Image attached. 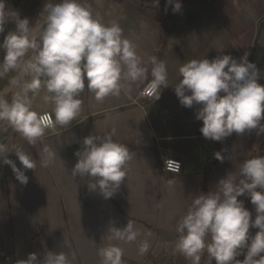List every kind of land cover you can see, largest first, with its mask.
I'll return each mask as SVG.
<instances>
[{
    "label": "crops",
    "instance_id": "0c3cea01",
    "mask_svg": "<svg viewBox=\"0 0 264 264\" xmlns=\"http://www.w3.org/2000/svg\"><path fill=\"white\" fill-rule=\"evenodd\" d=\"M79 2L103 23L119 22L123 36L136 45L137 54L149 67V81V58L164 61L168 88L155 102L140 94L144 84L133 86L131 94L122 92L102 101L85 90L76 120L46 131L35 144L8 126L0 142L5 149L0 152V248L8 251L13 264L26 260L30 253H36L40 261L47 251L67 253L71 264H101L98 250L110 245L123 250L122 264H191L175 250L177 222L193 196L214 191L217 182L238 169L239 163L260 155L264 134L253 130L233 133L222 142L203 139L202 123L194 117L199 106L183 108L174 93L180 79L178 68L192 59L212 60L218 55L239 60L247 52L248 61L260 71L258 83L264 85V0H179L182 8L176 14L171 5L165 13V0H159L158 7L153 0ZM0 53L2 58L3 50ZM43 95V90L30 92L29 103L36 111L51 112ZM113 128V140L126 144L132 159L125 166V180L106 200L98 189L88 190L90 178H73L71 170L83 138L107 135ZM46 145L58 153L47 167L42 165ZM18 149L36 161L34 169H23L15 156ZM221 150L223 163L213 156ZM6 157L24 171L26 185L4 164ZM165 159L180 161L181 173L164 172ZM169 180L174 182L171 186ZM238 199L254 219L249 199ZM128 221L140 229L135 242L109 239V226L123 228ZM249 231L254 235L258 229ZM145 239L150 247L140 255L138 248ZM206 255L202 253L200 263Z\"/></svg>",
    "mask_w": 264,
    "mask_h": 264
},
{
    "label": "clouds",
    "instance_id": "9594fccd",
    "mask_svg": "<svg viewBox=\"0 0 264 264\" xmlns=\"http://www.w3.org/2000/svg\"><path fill=\"white\" fill-rule=\"evenodd\" d=\"M172 6L173 14L181 11L179 0H165L164 11ZM159 6V0H153ZM5 0H0V34L5 33L8 16L14 18L15 28L3 35L0 41V78L9 72L17 75L9 83L16 88L11 100L0 95V122L12 127L29 144H35L46 130L57 125L68 126L81 112V94L87 90L97 101L118 97L122 92L131 94L133 86L144 84L141 95L161 98L168 88L167 67L164 61L150 57L149 67L137 54L136 45L123 36L119 22L105 24L93 15L90 7L79 0H49L39 15L43 23L38 29L19 13L6 12ZM245 52L237 60L231 55H218L212 60L192 59L178 68L179 82L173 88L183 108L199 107L195 120L202 126L203 139L222 142L233 133L237 135L256 130L264 134V85L259 69L248 61ZM145 81H148L145 84ZM44 91L43 103L51 112L36 111L29 103V93ZM147 115V114H146ZM145 115V116H146ZM115 129L107 135H88L83 148L74 153L77 158L71 175L73 178H90L89 191L99 190L104 199H110L126 178L125 166L132 159L126 144L113 140ZM4 146L0 145V152ZM222 151L213 154L223 163ZM47 167L58 153L45 146ZM15 156L23 169H34L36 161L23 150ZM7 164L15 179L26 185L28 177L16 163L7 157ZM164 168L179 174L180 163L164 161ZM171 186L174 182H167ZM259 189V190H258ZM246 196L254 207L255 218L238 199ZM250 228L258 229L254 235ZM175 250L191 264H200L202 253L209 264H264V156L246 159L238 169L220 179L214 191L193 196L186 213L175 226ZM109 239L135 242L141 232L133 222L123 228L109 226ZM151 236L150 231H145ZM150 247L147 239L139 245L140 255ZM101 264H122L123 250L110 245L98 250ZM243 255V260L237 259ZM16 264H71L68 254L61 251L45 252L38 261L36 253Z\"/></svg>",
    "mask_w": 264,
    "mask_h": 264
},
{
    "label": "rangeland",
    "instance_id": "374dc122",
    "mask_svg": "<svg viewBox=\"0 0 264 264\" xmlns=\"http://www.w3.org/2000/svg\"><path fill=\"white\" fill-rule=\"evenodd\" d=\"M58 1L59 0H56L57 3ZM48 3L49 0H5V10L9 14L12 13V11L18 12L21 19L28 18L30 24H32V26L36 29L38 25H41L43 23V15L39 14L43 8V5H47ZM14 28V18L8 16L7 22L5 24L4 35H6L9 31L14 30ZM0 37H3V35H0ZM16 75L17 73L15 71H12L5 75L3 78H0V95H3L4 98L8 99L9 101L11 100L13 92L16 91V88L13 87L9 83V81ZM5 123L6 122H0V127H2ZM7 127H5L4 130L0 132V142L2 137L4 136L3 133L8 130Z\"/></svg>",
    "mask_w": 264,
    "mask_h": 264
},
{
    "label": "built area",
    "instance_id": "2783aa9c",
    "mask_svg": "<svg viewBox=\"0 0 264 264\" xmlns=\"http://www.w3.org/2000/svg\"><path fill=\"white\" fill-rule=\"evenodd\" d=\"M261 20H264V18L261 19ZM142 97L145 98V99H148V100L153 99V98H149V97H145V96H142ZM51 130H53V129H48L46 131H51ZM259 156H264V146H263V149L261 150ZM172 160L178 161V160H175V159H172ZM164 161H163V165H162L163 166L162 167L163 171L166 172V173H169V174L178 175L177 173H174V172L166 170L164 168ZM178 162L180 163V171H179V174H180L181 173L182 164H181L180 161H178ZM0 264H13L12 256L8 253V251L5 248H0ZM200 264H209L208 255H206V257L202 260V262ZM213 264H214V262H213Z\"/></svg>",
    "mask_w": 264,
    "mask_h": 264
},
{
    "label": "bare ground",
    "instance_id": "6f19581e",
    "mask_svg": "<svg viewBox=\"0 0 264 264\" xmlns=\"http://www.w3.org/2000/svg\"><path fill=\"white\" fill-rule=\"evenodd\" d=\"M58 3H59V1H58ZM11 87V86H10ZM15 89V88H14ZM11 90V89H10ZM5 127H7V125H6V123L2 126V127H0V132L2 131V130H4V128Z\"/></svg>",
    "mask_w": 264,
    "mask_h": 264
}]
</instances>
